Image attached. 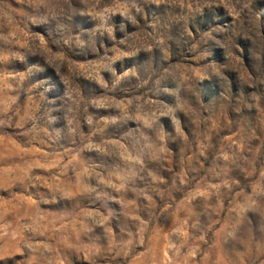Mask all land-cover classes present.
Here are the masks:
<instances>
[{
	"label": "rangeland",
	"instance_id": "rangeland-1",
	"mask_svg": "<svg viewBox=\"0 0 264 264\" xmlns=\"http://www.w3.org/2000/svg\"><path fill=\"white\" fill-rule=\"evenodd\" d=\"M0 264H264V0H0Z\"/></svg>",
	"mask_w": 264,
	"mask_h": 264
}]
</instances>
